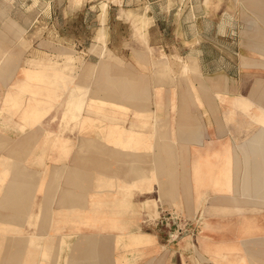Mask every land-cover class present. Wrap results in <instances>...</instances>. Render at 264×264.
I'll return each mask as SVG.
<instances>
[{
  "label": "rangeland",
  "instance_id": "obj_1",
  "mask_svg": "<svg viewBox=\"0 0 264 264\" xmlns=\"http://www.w3.org/2000/svg\"><path fill=\"white\" fill-rule=\"evenodd\" d=\"M46 1L0 0V203L27 182L34 202L71 209L53 220L73 224L74 205L112 200L152 237L147 264L157 246L178 264H233L218 259L233 244L206 237L205 173L217 165L204 162L205 124L218 121L219 84L199 58L218 63L213 23L193 33L186 0ZM187 55L196 71L182 72ZM138 244L125 245L127 264Z\"/></svg>",
  "mask_w": 264,
  "mask_h": 264
},
{
  "label": "crops",
  "instance_id": "obj_2",
  "mask_svg": "<svg viewBox=\"0 0 264 264\" xmlns=\"http://www.w3.org/2000/svg\"><path fill=\"white\" fill-rule=\"evenodd\" d=\"M188 6L193 33L206 37L198 21L213 23L219 41L214 70L206 56L199 58L201 67L208 69L205 75L217 74L213 78L219 84L218 121L205 124L204 162L217 165L210 177L205 173V205L211 216L207 243L233 244L232 255L225 252L218 259L264 264V0H186ZM180 62H185L180 64L182 72L197 70L194 55ZM213 179L217 185L211 187ZM34 190L25 182L9 193L8 202L0 203V264H127L130 250L125 245L131 240L139 243L133 264H147L146 241L152 237L135 230L129 211L113 206L112 200L95 209L74 205L77 218L68 224L53 220V212L71 209L34 202ZM44 194L50 195L46 189ZM51 228L63 230L51 234ZM160 250L157 246L148 264L168 259L179 263L177 255L163 257Z\"/></svg>",
  "mask_w": 264,
  "mask_h": 264
},
{
  "label": "bare ground",
  "instance_id": "obj_3",
  "mask_svg": "<svg viewBox=\"0 0 264 264\" xmlns=\"http://www.w3.org/2000/svg\"><path fill=\"white\" fill-rule=\"evenodd\" d=\"M105 63V62H104ZM182 67V66H181ZM201 70V69H200ZM70 71V70H69ZM70 97H69V102H70V104L71 103H74V101H75V99H76V96H75V94H74V91H72L71 93H70ZM24 127V126H23Z\"/></svg>",
  "mask_w": 264,
  "mask_h": 264
}]
</instances>
